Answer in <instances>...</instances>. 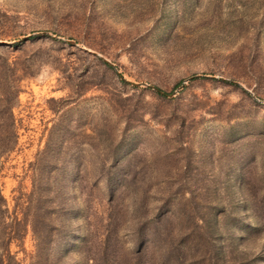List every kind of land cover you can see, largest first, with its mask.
<instances>
[{
  "label": "rangeland",
  "instance_id": "374dc122",
  "mask_svg": "<svg viewBox=\"0 0 264 264\" xmlns=\"http://www.w3.org/2000/svg\"><path fill=\"white\" fill-rule=\"evenodd\" d=\"M0 41V193L50 264H264V0H0Z\"/></svg>",
  "mask_w": 264,
  "mask_h": 264
},
{
  "label": "trees",
  "instance_id": "16d2710c",
  "mask_svg": "<svg viewBox=\"0 0 264 264\" xmlns=\"http://www.w3.org/2000/svg\"><path fill=\"white\" fill-rule=\"evenodd\" d=\"M102 61V60H101ZM102 63L106 64V62L102 61ZM157 91H160L159 88H156ZM16 141H9V143L3 145L0 147V156L4 153L9 152L13 146L15 145ZM1 166V161H0ZM107 195L110 196L112 194V188L107 185L106 186ZM148 190L144 191L145 196L147 195ZM153 194H156V190H154ZM166 202H169L167 200L162 201L158 206L156 210H160L164 205H167ZM170 207L174 208L176 207L175 204H168L167 210H170ZM175 213H178V209L175 208ZM167 211H165L166 213ZM156 212V221H154L155 224H152L151 226L155 225V230H160L162 234V228L160 227L161 222V216H159ZM7 207L4 197L0 193V264H20V259L16 257L15 252H11L9 250V243L15 240H20L24 236L27 226H29L31 233L33 235L34 239V250L28 254V262L27 264H50L49 263V257L48 253L43 252V244L45 246L46 250H49L53 247V245L56 244V242H53V239H51V233L52 228L48 225V223H40V221L35 217L34 219L28 216H25L24 219L18 218L17 216H14L12 220L7 219ZM35 214V213H34ZM164 214V213H163ZM49 220V219H48ZM152 220V219H151ZM150 220V221H151ZM50 221V220H49ZM143 223V222H140ZM198 224V223H197ZM108 236V233H106ZM47 236H49L46 243ZM76 236V235H75ZM144 237L140 234L139 236L135 234V240L132 243L133 247L136 249L138 246L141 245L143 242ZM67 241V239H66ZM74 241V238L70 240L69 243H72ZM139 253L140 250H136L134 253L135 261H130V264H144V262L139 263ZM162 256V255H160ZM87 257L92 261V264H97L98 262V253H90ZM255 261V259H253ZM54 262V261H53ZM53 264V263H51ZM65 264V263H64ZM71 264V263H66Z\"/></svg>",
  "mask_w": 264,
  "mask_h": 264
},
{
  "label": "water",
  "instance_id": "95a60500",
  "mask_svg": "<svg viewBox=\"0 0 264 264\" xmlns=\"http://www.w3.org/2000/svg\"><path fill=\"white\" fill-rule=\"evenodd\" d=\"M23 37H26V35L25 36H23ZM0 42H4V41H0ZM134 83V82H133ZM134 84H136V83H134Z\"/></svg>",
  "mask_w": 264,
  "mask_h": 264
}]
</instances>
